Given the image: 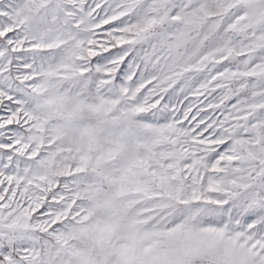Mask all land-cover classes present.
<instances>
[{"label": "snow or ice", "instance_id": "obj_1", "mask_svg": "<svg viewBox=\"0 0 264 264\" xmlns=\"http://www.w3.org/2000/svg\"><path fill=\"white\" fill-rule=\"evenodd\" d=\"M0 264H264V0H0Z\"/></svg>", "mask_w": 264, "mask_h": 264}]
</instances>
